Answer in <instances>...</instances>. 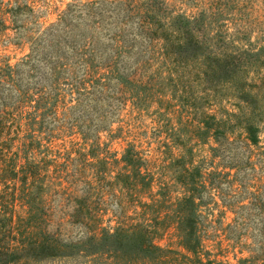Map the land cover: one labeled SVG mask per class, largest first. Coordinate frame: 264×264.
I'll return each instance as SVG.
<instances>
[{
  "label": "rangeland",
  "instance_id": "rangeland-1",
  "mask_svg": "<svg viewBox=\"0 0 264 264\" xmlns=\"http://www.w3.org/2000/svg\"><path fill=\"white\" fill-rule=\"evenodd\" d=\"M201 12L211 34L246 49L238 77L247 105L231 85L198 81L192 62L172 66L153 37L175 15ZM40 97L44 111L32 107ZM3 104L8 169L0 200L14 219L47 222L48 233L75 242L88 233L84 216L104 226L118 216L135 221L154 197L161 202L153 216L173 214L186 193L181 171L196 169L203 256L264 264V0H0V115ZM240 108L258 127L256 143L234 116ZM130 145L150 189L115 179ZM35 163L32 187L26 175ZM157 240L186 253L172 227ZM177 259L168 263L190 264ZM103 263L76 252L15 264Z\"/></svg>",
  "mask_w": 264,
  "mask_h": 264
},
{
  "label": "trees",
  "instance_id": "trees-1",
  "mask_svg": "<svg viewBox=\"0 0 264 264\" xmlns=\"http://www.w3.org/2000/svg\"><path fill=\"white\" fill-rule=\"evenodd\" d=\"M156 28L158 29L154 30L153 37L161 40L162 55L172 66L186 67L192 62L197 79L202 84L211 87L231 85L241 93L239 98L246 105L249 103L248 91L243 88L246 81L238 77L246 66L242 64V55L246 54V49L229 42L218 33L211 34L202 12L200 17L193 18L177 14L171 18L169 24ZM45 101L46 99L40 97L32 107L44 111L48 108L45 107ZM3 106L0 115V178L8 169L5 153L8 126L5 122L6 113L3 114L6 105ZM238 112L234 116L241 118L246 138L256 143L258 127L244 109L240 108ZM209 118L214 119L212 115ZM204 126L210 127L208 121H204ZM219 126L215 128L216 131L223 132ZM133 152L134 146L130 145L121 159L124 165L115 175V179L136 191L150 189L149 179L140 171L141 160L136 158ZM26 176L30 179L32 187H35L40 178V166H33ZM199 176L200 173L196 169L189 171L185 168L181 171L177 182L185 188L186 193L173 204V214L156 211L153 216L150 209L161 202L159 198L154 197L151 202L143 203L142 214L135 221L129 217L118 216L114 225L104 226L98 221L100 219L84 216L81 222L88 233L75 242L63 241L58 234L48 233L46 227L42 226L47 222H40L39 226L31 216L20 215L14 219L13 209H9L8 205L0 200V264L68 256L76 252L87 257L100 258L104 260L103 264H169L168 261H177L178 256L190 264H212L211 261L214 260L202 254L198 234L200 214L196 208L198 202L195 194L199 186L195 180ZM65 182L69 183L70 187L78 184L75 178ZM76 190L74 188L72 191ZM81 204L80 201L77 203L79 209H83L84 204ZM24 227L25 230L21 231ZM169 227L173 228L179 246L186 253L164 247L157 242Z\"/></svg>",
  "mask_w": 264,
  "mask_h": 264
}]
</instances>
